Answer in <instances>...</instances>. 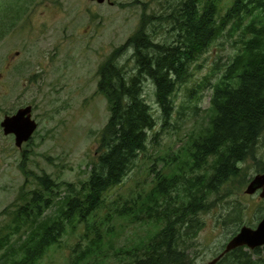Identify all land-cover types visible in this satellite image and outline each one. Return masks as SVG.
<instances>
[{
    "label": "rangeland",
    "instance_id": "1",
    "mask_svg": "<svg viewBox=\"0 0 264 264\" xmlns=\"http://www.w3.org/2000/svg\"><path fill=\"white\" fill-rule=\"evenodd\" d=\"M217 1L222 13L232 5V0ZM179 2L0 0V264H11L12 260L23 257L21 235L26 233L20 226L22 223L16 221L17 211L28 199V193L38 187L39 176L48 174L59 184L54 193L56 204L44 217L57 213L61 198L72 192L69 184L80 188L89 178L99 155L101 131L110 117L109 102L98 91L101 63L139 29L144 15L166 17ZM149 30L157 41L174 39V31L164 19H154ZM239 47V35L227 32L197 60L193 77L179 86L174 96L177 104L186 106L179 126L172 123L162 127L155 87L151 80L145 81L144 94L158 116L160 133L157 142L145 153L151 159L144 155L123 188L116 191L120 204L133 201L140 193L148 194L155 185L156 171L169 172L164 165L175 155L181 161H189L191 142L211 125V84L223 75ZM120 63L132 73L135 68L132 50L122 56ZM195 104L199 107L196 112ZM26 105L33 106L38 128L19 148L14 135L4 134L1 122L6 115ZM254 154L256 158L251 157L244 164L250 177L257 175L264 162V135L257 142ZM157 156L163 159L153 169ZM248 184L239 192L234 182L232 187H224L212 197L215 206L201 215L205 225L196 238L199 246L195 264H207L224 249L236 229L244 225L256 227L263 218L264 200L259 192L245 193ZM236 206L246 209L238 224L230 221ZM102 221L105 224L98 226L105 244L98 256L107 255L102 264H122L116 251L141 243L158 230L154 225L132 223L117 216L110 224L105 218ZM108 226H112V231L107 235ZM16 228L21 231L17 232ZM84 233L94 235L81 226L68 227L61 242L52 246L37 264H74L88 243ZM95 260L93 257L91 262Z\"/></svg>",
    "mask_w": 264,
    "mask_h": 264
},
{
    "label": "trees",
    "instance_id": "2",
    "mask_svg": "<svg viewBox=\"0 0 264 264\" xmlns=\"http://www.w3.org/2000/svg\"><path fill=\"white\" fill-rule=\"evenodd\" d=\"M158 18L172 27L171 42L157 41L150 32ZM158 18L144 15L139 29L99 66L98 91L109 102L110 117L101 131L99 155L89 178L80 188L69 184L72 192L61 198L57 213L44 217L56 204L54 193L59 184L48 174L38 177V187L17 211L16 221L28 236L21 235L23 257L11 264H37L61 242L68 227L79 226L94 235L83 234L88 243L74 264H102L107 255L98 256L105 244L98 224H105L103 218L110 224L114 216L158 229L141 243L116 251L122 264H195L196 238L205 225L201 215L215 206L214 194L234 182L241 192L252 180L244 164L256 158L257 142L264 135V0H232L225 13L217 0H181L168 16ZM227 32L239 35L240 47L223 75L211 84V125L191 142L189 161L175 155L164 165L169 172L156 171L155 185L148 194L140 193L133 201L120 204L116 191L123 188L160 133L158 116L144 94L145 81L151 80L155 87L162 127L179 126L186 108L174 99L179 86L190 81L197 60ZM131 50L132 73L120 63ZM193 110H199L197 104ZM161 159L155 157L153 169ZM263 172L264 162L256 174ZM245 211L236 206L230 221L238 224ZM217 264H264V247L236 248Z\"/></svg>",
    "mask_w": 264,
    "mask_h": 264
},
{
    "label": "water",
    "instance_id": "3",
    "mask_svg": "<svg viewBox=\"0 0 264 264\" xmlns=\"http://www.w3.org/2000/svg\"><path fill=\"white\" fill-rule=\"evenodd\" d=\"M93 1L104 3L106 0ZM1 126L4 134H13L16 146L22 148L32 138L38 128V123L33 118V106L26 105L19 108L16 113L6 115L1 122ZM258 192L259 196L264 200V172L254 176L245 190V193L250 195ZM261 246H264V217L256 227L242 226L239 232L226 243L223 251L207 264H217L226 253L236 248L247 247L256 249Z\"/></svg>",
    "mask_w": 264,
    "mask_h": 264
},
{
    "label": "flooded vegetation",
    "instance_id": "4",
    "mask_svg": "<svg viewBox=\"0 0 264 264\" xmlns=\"http://www.w3.org/2000/svg\"><path fill=\"white\" fill-rule=\"evenodd\" d=\"M89 1H91V2H97V1H93V0H89ZM106 1H110V0H106ZM106 1H105V2H106ZM105 2H104V3H105ZM6 63H7V61H6ZM7 66H11V62H8V63H7ZM7 70H8V67L5 68V72H6ZM13 114H14V113H13ZM8 115H11V114H8ZM245 248H246V247H245ZM246 249H248V248H246ZM253 250H255V249H253ZM253 250H252V251H253Z\"/></svg>",
    "mask_w": 264,
    "mask_h": 264
},
{
    "label": "bare ground",
    "instance_id": "5",
    "mask_svg": "<svg viewBox=\"0 0 264 264\" xmlns=\"http://www.w3.org/2000/svg\"><path fill=\"white\" fill-rule=\"evenodd\" d=\"M223 36V35H222Z\"/></svg>",
    "mask_w": 264,
    "mask_h": 264
}]
</instances>
